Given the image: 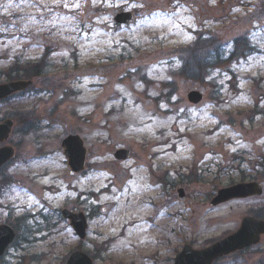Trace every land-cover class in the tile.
Here are the masks:
<instances>
[{
  "label": "rangeland",
  "instance_id": "rangeland-1",
  "mask_svg": "<svg viewBox=\"0 0 264 264\" xmlns=\"http://www.w3.org/2000/svg\"><path fill=\"white\" fill-rule=\"evenodd\" d=\"M123 11L135 16L119 26ZM19 78L30 89L0 102L16 125L0 224L17 232L0 264H66L75 250L174 264L187 243L264 215V191L211 205L240 182L264 189V0H0V84ZM75 134L88 166L71 175L61 143ZM67 208L87 215L85 240ZM216 264H264V236Z\"/></svg>",
  "mask_w": 264,
  "mask_h": 264
},
{
  "label": "water",
  "instance_id": "water-1",
  "mask_svg": "<svg viewBox=\"0 0 264 264\" xmlns=\"http://www.w3.org/2000/svg\"><path fill=\"white\" fill-rule=\"evenodd\" d=\"M133 18L132 13L123 12L116 16L115 20L118 24L127 23ZM32 81L25 82H11L8 84H0V100L7 99L20 90L28 88ZM189 102L198 104L204 98L202 92L197 89L191 90L188 94ZM13 121L8 120L0 124V141H6L10 138L13 130ZM64 154L67 155L69 161L68 165L71 167V174L83 171L86 168L87 148L82 138L79 135H71L64 139L62 142ZM13 147H0V166L13 158ZM116 158L128 159L130 153L128 150L119 149L116 152ZM262 189L256 182L253 183H239L236 186L228 187L227 189L219 190L217 197L212 200V205L227 202L229 199L238 197L246 198L251 195H260ZM181 196H184L183 192ZM64 216L71 220V225L78 236L82 239L86 237L87 219L83 213L75 214L68 209L65 210ZM242 224L238 231L228 237L219 240L204 249H194L191 245L187 244L186 247L177 255L175 264H212L214 261L220 259L222 256L230 255L232 252L250 247L261 240L264 234V220H258L252 216L245 217L241 221ZM15 238V232L8 225L0 226V256L5 252L6 247L11 244ZM68 264H94L85 252H74L67 261Z\"/></svg>",
  "mask_w": 264,
  "mask_h": 264
},
{
  "label": "trees",
  "instance_id": "trees-1",
  "mask_svg": "<svg viewBox=\"0 0 264 264\" xmlns=\"http://www.w3.org/2000/svg\"><path fill=\"white\" fill-rule=\"evenodd\" d=\"M196 45H197V44H196ZM196 45L193 46L194 49H195V46H196ZM183 50H184V49H183ZM189 50H192V47L187 48V50H184L183 52L186 53V52L189 51ZM186 54H187V53H186Z\"/></svg>",
  "mask_w": 264,
  "mask_h": 264
},
{
  "label": "flooded vegetation",
  "instance_id": "flooded-vegetation-1",
  "mask_svg": "<svg viewBox=\"0 0 264 264\" xmlns=\"http://www.w3.org/2000/svg\"><path fill=\"white\" fill-rule=\"evenodd\" d=\"M22 94V93H21Z\"/></svg>",
  "mask_w": 264,
  "mask_h": 264
}]
</instances>
